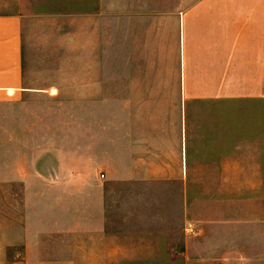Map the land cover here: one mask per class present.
I'll list each match as a JSON object with an SVG mask.
<instances>
[{"label": "crops", "instance_id": "obj_1", "mask_svg": "<svg viewBox=\"0 0 264 264\" xmlns=\"http://www.w3.org/2000/svg\"><path fill=\"white\" fill-rule=\"evenodd\" d=\"M101 2L83 0L78 13ZM51 3L0 0V188L46 191V220L83 256L40 264H241L188 212L198 183L261 189L264 119L219 111L264 103V0L161 3L162 76L169 22L178 84L161 85V71L157 85L80 71L94 80L78 81L71 117L62 111L74 101L61 96L71 86H34L23 71V16Z\"/></svg>", "mask_w": 264, "mask_h": 264}, {"label": "rangeland", "instance_id": "obj_2", "mask_svg": "<svg viewBox=\"0 0 264 264\" xmlns=\"http://www.w3.org/2000/svg\"><path fill=\"white\" fill-rule=\"evenodd\" d=\"M82 1L52 0L48 7L52 12L27 14L22 19L25 78L34 86H71L68 93L61 95L67 102L74 101L65 106L63 117L77 115L76 101L81 96L78 81L94 80L78 78L80 71L117 70L119 84L125 81L120 76L133 71L147 76L132 78L133 85L159 84L156 76L161 71V3L169 10L191 0H102L101 11L87 15V19L78 13ZM166 27L161 85L173 86L178 84L173 32L169 22ZM221 115H257L264 119V103L249 108L227 104L219 111ZM199 116H206L205 110L199 111ZM43 130L38 127V132ZM196 185L198 189L190 190V194L197 200L188 213L201 229L217 232L206 242L228 247L231 263L264 264V172L261 189L256 190H207L200 188V183ZM45 195L44 190L0 188V264L83 260L77 247L69 246L68 234L46 220Z\"/></svg>", "mask_w": 264, "mask_h": 264}]
</instances>
